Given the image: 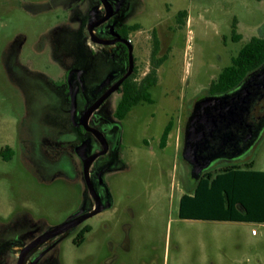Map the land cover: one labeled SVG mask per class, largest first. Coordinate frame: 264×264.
<instances>
[{
    "label": "rangeland",
    "instance_id": "rangeland-1",
    "mask_svg": "<svg viewBox=\"0 0 264 264\" xmlns=\"http://www.w3.org/2000/svg\"><path fill=\"white\" fill-rule=\"evenodd\" d=\"M76 1L78 7L71 12L60 8L29 20L21 0H0V264H17L19 247L94 203L81 168L76 178H70L38 167L19 150V127L30 132L29 125L25 129L19 122L31 116L32 105L40 106L49 125L41 129L40 149L46 161L54 163L58 149L69 143L62 139L58 143L55 137L79 134L81 97L91 102L95 86L123 69L120 57L109 54L107 47L99 49L91 39L87 24L94 19L98 0ZM128 4L129 21L140 25L137 78L154 65V31L160 39L154 103L135 106L120 125L114 118L119 91L95 110L93 124L115 125L107 134L112 142L119 135L118 147L94 163L103 169L102 182H93L103 209L54 245L34 249L26 261L40 256L34 264H264V223L179 217L181 196L194 191L190 165L182 156L185 123L195 102L211 94L212 82L232 65L233 57L253 37L264 36V0H129ZM184 10L188 18L178 21ZM234 31L240 35L237 41ZM11 48H17L19 60L23 53L31 59L26 67L35 79L25 91L7 75L6 52ZM58 81L60 87L53 85ZM69 82L78 88L75 114ZM168 122L173 127L162 148ZM86 138L95 145L92 151L100 147L91 134ZM82 139L70 144L72 152ZM6 146L14 149L10 160L1 156ZM248 158L254 160L251 169L264 170V131ZM238 164L247 168L243 161ZM87 225L92 229L79 243Z\"/></svg>",
    "mask_w": 264,
    "mask_h": 264
},
{
    "label": "flooded vegetation",
    "instance_id": "flooded-vegetation-1",
    "mask_svg": "<svg viewBox=\"0 0 264 264\" xmlns=\"http://www.w3.org/2000/svg\"><path fill=\"white\" fill-rule=\"evenodd\" d=\"M82 1V0H81ZM129 0H98L97 5L94 7L92 13L94 16V19L92 22H89L87 24V27L89 29L91 39L95 43L96 47L99 49H103L104 47L108 48L109 54H111L113 57H120L123 60V69L118 70L115 72L110 73L100 84L96 85L95 88L90 92V98L91 102L88 101L87 97H81L80 102L81 106H83V110L80 114L79 121L77 125L79 126V134H71V133H66V134H58L55 138L57 139L58 143L62 139V141L69 142L68 145L63 148V149H58V156L57 159L55 160L54 163H49L46 161V158L44 156V153L41 151L40 147L42 144V137L44 136V133L42 132L43 129H48L49 125H47L46 117H45V111L44 108H41L40 106L35 107L32 105L31 107V116H24L22 117V122H19V124H22L25 126L29 125V131L28 134L24 130H21V127L18 129V138H19V150L21 152V156L23 158L25 157H30L32 161L36 162L38 164V167L40 168H51L55 172H59L64 175H68L70 178H76L78 174L79 168H81L82 173L84 174V178L86 181V176H85V170H84V163L85 159L82 155L85 157L91 156L95 153L102 152L105 149V144L104 141L107 143V151L106 153L100 155L97 157L93 163L91 164L90 167V178L92 183L96 180L98 182H102L103 180V169L101 167H95L94 163L96 160H99L101 158H105L109 151L111 149H114L118 147V141H119V135L115 139V142H112L111 139L107 136V134L115 128V125H103L101 128H98L93 124L94 120L92 119V115L88 119V126L90 128H94L102 133V137L104 138V141H102L98 135H96L94 132L91 130L87 129L83 124L82 120L84 118V115L86 111L94 105L113 85H115L119 80L124 78L128 72L130 71V66H131V60L133 62V68L131 73L123 80L121 85L116 91L120 92L121 98L120 101L122 100L125 92V85L128 81H136V82H141L144 80V78L148 75L146 73L145 76L141 79L137 78L138 74V66L136 64L137 62V51H138V44L136 41L137 34L140 32V25L139 23L136 22H130V16H131V8L129 7L128 4ZM78 7L77 1L76 0H21L20 3V8L22 9V13L27 19H37L44 13L51 14V13H56V10L62 8L63 10L71 12L74 9ZM58 13V11H57ZM59 15H57L58 17ZM178 21H181L179 18L177 19ZM52 21H48V23H51ZM53 23H55L53 21ZM93 23H98L95 28L93 29V34H95L97 39L106 41V42H112V43H99L93 39L92 33L90 31V27ZM156 32V31H155ZM157 34V32H156ZM19 54L17 52V48H11L6 52V70H7V75L12 82V84L19 90L25 91L28 87V84L30 81H33L35 79V75L33 70L27 68L26 66L28 65V62L31 60L28 55L26 54H20L21 59L19 60ZM152 57V53H151ZM20 61V62H19ZM25 63H24V62ZM130 79V80H129ZM56 87H60L61 85L58 82H54ZM67 92L69 94L71 102L74 103V109H73V114L76 113V104L77 102L75 101L74 97L75 94L78 93V88L76 90L72 87L71 83H67ZM237 89V87L235 88ZM234 89V90H235ZM232 90V91H234ZM231 91V92H232ZM257 93L255 96L251 97L250 100V111L245 112L243 115V121L238 122L236 125L232 126L229 128V130H232L235 133V138L232 139L229 143H227L226 146V157L222 158L219 160L217 163H215L209 170L207 171H212L214 168H220L226 165H231V164H237L245 159H247L250 156L251 151H247L240 157L237 158H230L232 154H234L237 149H246L248 146L250 139L248 138L249 135V127L248 124L256 125L264 116V87L260 88V90H256ZM115 92V91H114ZM113 92V93H114ZM106 100V99H105ZM104 100V101H105ZM104 101L101 103L103 104ZM119 101V103H120ZM118 103V105H119ZM145 103V102H142ZM150 104H153V102H148ZM141 104V103H140ZM117 105V107H118ZM139 105V104H138ZM99 108V107H98ZM97 110V109H96ZM192 111V110H191ZM191 113V112H190ZM128 116V115H127ZM126 116V117H127ZM120 118L117 115V108L114 113V118L116 120V124L120 125L124 119L126 118ZM188 119V118H187ZM187 122V121H186ZM168 124L165 126L163 134L165 132V129L167 128ZM23 126V127H24ZM186 126V123H185ZM121 126L119 127V132H120ZM222 129L228 130V128L225 127V125H222ZM87 133L91 134L95 140L99 143L100 147L96 148L92 151V147L95 146L94 144H91L88 142L86 136ZM171 133V132H170ZM184 133H185V128L183 129V148H184ZM46 138L49 137V133H45ZM162 134V136H163ZM79 136H82L83 139L79 144L75 145L73 148V152H75L77 159H79L78 164L76 165L75 163V155L73 154L71 150L70 144L72 142H75L79 138ZM170 136V134H169ZM30 142V148L28 147L29 144L26 142ZM53 141L55 139L53 138ZM162 142V137L160 140V145ZM221 143V139L217 136L215 138H211V141L209 144L202 146L201 147V153L202 155H206L209 153H212V151L217 150L218 146ZM167 145V143H166ZM166 145L162 148H165ZM5 148H8L12 152V157L14 156V149L11 146H6ZM30 149V150H29ZM28 150L30 152H28ZM183 152V149H182ZM29 153V154H28ZM12 159V158H11ZM77 162V161H76ZM206 171V172H207ZM87 184V181H86ZM88 186V184H87ZM89 189V186H88ZM90 191V189H89ZM91 193V192H90ZM97 193V192H96ZM98 195V193H97ZM92 196V194H91ZM94 203L92 204L91 208L88 210H85L82 208L71 214V216L77 214L79 211H82V214L84 213H89L97 209V200L92 196ZM99 199V204L100 206L103 207V204L100 200V197L98 195ZM69 216V217H71ZM89 228L88 231H91L92 227L87 225L84 227L80 234L83 232L84 229ZM87 231V232H88ZM66 234V233H65ZM61 234V235H65ZM57 236L53 239L48 240L47 242L43 244H47V246H52L54 245L57 240L60 238V236ZM31 243V242H30ZM30 243H27L23 245L22 247L19 246H14L19 247L18 252H16V256L19 260V256L22 252V250L28 246ZM42 245V244H41ZM41 245L35 247L34 249H40ZM32 249L30 252L34 251ZM29 252V253H30ZM28 253V254H29ZM27 254V255H28ZM26 255V258H27ZM24 261V264H34L37 262L40 258L38 256L36 259H29ZM18 263V261H17Z\"/></svg>",
    "mask_w": 264,
    "mask_h": 264
},
{
    "label": "trees",
    "instance_id": "trees-1",
    "mask_svg": "<svg viewBox=\"0 0 264 264\" xmlns=\"http://www.w3.org/2000/svg\"><path fill=\"white\" fill-rule=\"evenodd\" d=\"M179 19L188 18L186 10L181 11ZM233 38L237 41L240 35L234 31ZM152 59L154 65L148 75L141 82L128 81L125 92L117 107V115L126 117L132 109L142 102H153L152 88L158 82L157 69L161 58L160 39L153 32ZM232 65L226 67L217 80L210 86V92L222 94L231 92L244 80V78L264 64V36H255L233 57ZM173 124L165 129L161 145L164 147L168 141ZM1 156L6 160L12 158L8 148L2 149ZM247 168L239 164L220 167L217 174L212 171L205 172L199 180H193V193L181 196L179 217L181 219L220 220V221H246L264 223V170H254L253 159H245ZM86 228L78 239L82 243L85 239Z\"/></svg>",
    "mask_w": 264,
    "mask_h": 264
},
{
    "label": "water",
    "instance_id": "water-1",
    "mask_svg": "<svg viewBox=\"0 0 264 264\" xmlns=\"http://www.w3.org/2000/svg\"><path fill=\"white\" fill-rule=\"evenodd\" d=\"M98 23H93L90 27L93 39L99 43H112L97 39L93 34V29ZM133 62L131 60L130 71L128 74L113 85L94 105H92L85 113L82 124L104 141L102 133L94 128L88 126V119L92 113L107 99L114 91H116L123 80L131 73ZM264 87V64L258 69L248 74L244 80L239 84L237 89L232 92L222 94L211 93L198 99L193 105L192 111L188 116L185 133H184V148L182 156L184 160L190 165V175L193 180H199L202 175L209 170L215 163L222 158L226 157V146L232 139L235 138V133L229 130L232 126L236 125L239 121H243L245 112L250 111V100ZM225 125L228 130H223L222 125ZM250 142L246 149H237L230 158L234 159L242 156L246 150L251 151L257 142L260 140L264 131V116L256 124H248ZM219 137L221 143L217 150L212 153L202 155L201 147L210 143L211 138ZM105 149L102 152L95 153L91 156L85 157L84 170L86 181L89 186L90 192L97 200V209L92 212L82 214L79 211L77 214L68 218L65 222L51 228L47 232L38 236L28 246H26L20 256L17 264H24L26 255L35 247L53 239L61 234L69 232L72 228L76 227L87 218L100 212L103 207L99 204L98 195L95 187L90 178V167L93 161L100 155L106 153L107 143L104 141Z\"/></svg>",
    "mask_w": 264,
    "mask_h": 264
},
{
    "label": "built area",
    "instance_id": "built-area-1",
    "mask_svg": "<svg viewBox=\"0 0 264 264\" xmlns=\"http://www.w3.org/2000/svg\"><path fill=\"white\" fill-rule=\"evenodd\" d=\"M253 233H256V230L255 229H253V231H252Z\"/></svg>",
    "mask_w": 264,
    "mask_h": 264
},
{
    "label": "crops",
    "instance_id": "crops-1",
    "mask_svg": "<svg viewBox=\"0 0 264 264\" xmlns=\"http://www.w3.org/2000/svg\"><path fill=\"white\" fill-rule=\"evenodd\" d=\"M252 234H253V235H257L256 233H253V232H252Z\"/></svg>",
    "mask_w": 264,
    "mask_h": 264
}]
</instances>
